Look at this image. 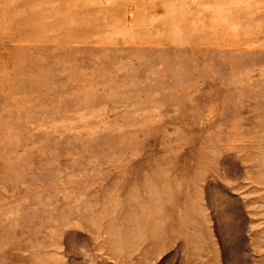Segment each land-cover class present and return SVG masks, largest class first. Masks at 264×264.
Masks as SVG:
<instances>
[{"label": "rangeland", "instance_id": "1", "mask_svg": "<svg viewBox=\"0 0 264 264\" xmlns=\"http://www.w3.org/2000/svg\"><path fill=\"white\" fill-rule=\"evenodd\" d=\"M0 264H264V0H0Z\"/></svg>", "mask_w": 264, "mask_h": 264}]
</instances>
